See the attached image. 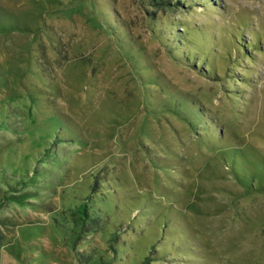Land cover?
Returning a JSON list of instances; mask_svg holds the SVG:
<instances>
[{
	"label": "rangeland",
	"instance_id": "rangeland-1",
	"mask_svg": "<svg viewBox=\"0 0 264 264\" xmlns=\"http://www.w3.org/2000/svg\"><path fill=\"white\" fill-rule=\"evenodd\" d=\"M147 3L0 0V264H76L46 209L92 172L141 208L120 236L139 256L119 263L153 244L151 264H264V0ZM174 22L203 34L211 75L167 56ZM54 130L60 164L36 182Z\"/></svg>",
	"mask_w": 264,
	"mask_h": 264
},
{
	"label": "trees",
	"instance_id": "trees-1",
	"mask_svg": "<svg viewBox=\"0 0 264 264\" xmlns=\"http://www.w3.org/2000/svg\"><path fill=\"white\" fill-rule=\"evenodd\" d=\"M185 1L186 0H148L147 5L152 7V10L156 8L165 9L166 7L179 3L182 5ZM145 8L144 5L143 9L146 10ZM146 13L149 15L155 14V12ZM170 26L171 31L169 35L166 36V39H164L165 41L162 45L166 53L168 52L169 54H167V56L170 59L175 58L174 60L176 62L180 61L181 64L186 65L188 68L191 67L190 64L180 59H182L183 56L192 57L202 66L201 70L196 69L194 70L195 72L199 75H211L213 71L211 66V49L210 47L207 48V41L199 29H192L185 24H176L175 22ZM185 47H187L188 50L184 52L183 49ZM168 50L171 52L173 51V53ZM189 104L190 105L186 108H183L182 103H166V105L163 103L160 106L166 107L167 112H170L171 115L179 118L188 125L193 124L197 119L205 120L207 123L205 119L206 116H204L201 109H199L198 106L196 107L193 103ZM189 112L192 113L191 119L186 115ZM4 118V121H0V129L8 130V121L6 117ZM11 130L14 131L13 129ZM22 130L21 128V132ZM43 131H46V129ZM55 131L56 130H54V132ZM55 133L53 144L50 145L45 153H42L38 157V164H40L42 168H40L39 171H35L37 174L35 177L36 182L45 177L46 173L44 167H46L47 163L60 164L53 150L58 145H62L64 141H62V131L58 133L57 130ZM52 136V134H45L40 138L51 141ZM27 156L29 155L27 154ZM261 170L260 171L264 175V165ZM235 174L236 173H234V175ZM66 177L67 175H62V177L57 178V186L58 183L66 184ZM235 178L239 179L240 176L236 174ZM242 180L244 181V179ZM255 180L257 181L255 177H250L249 186L251 191L256 190L254 189ZM242 183L243 182H241V184ZM262 183L263 182L260 181V184ZM68 184L69 186L65 187L66 191H64V195L61 198L60 207L53 205L46 210L51 212L52 222L62 236L63 245L68 247L75 263L123 264L119 262L125 260L124 257H126L127 252L133 253L134 256H139V243L136 242V245L132 243L126 245L120 241V236L123 234L122 232H124L123 226H125V231H127L129 225L142 214L138 213L141 210L140 207L137 209L132 206L133 200L120 201L119 191L121 186L119 180L102 177L98 172H92L86 182L80 183L79 185ZM146 234H148L149 239L153 240L154 235L150 231ZM90 240H96L98 245L90 247L92 242ZM152 245L153 244H151L147 251L146 248L143 249L147 253L145 256L136 260L135 258L132 260L130 259L131 263L127 261V264H151L152 262H156L157 260L154 259L153 256L155 252H157L158 246Z\"/></svg>",
	"mask_w": 264,
	"mask_h": 264
}]
</instances>
